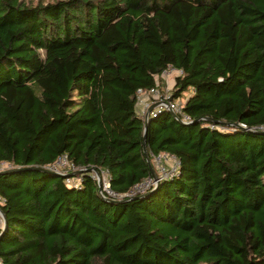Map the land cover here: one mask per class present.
<instances>
[{"label":"trees","instance_id":"16d2710c","mask_svg":"<svg viewBox=\"0 0 264 264\" xmlns=\"http://www.w3.org/2000/svg\"><path fill=\"white\" fill-rule=\"evenodd\" d=\"M168 66L197 122L161 111L145 146L178 173L108 201L88 168L152 175L137 89ZM63 153L78 187L0 173L1 264H264V0H0V165Z\"/></svg>","mask_w":264,"mask_h":264},{"label":"built area","instance_id":"2783aa9c","mask_svg":"<svg viewBox=\"0 0 264 264\" xmlns=\"http://www.w3.org/2000/svg\"><path fill=\"white\" fill-rule=\"evenodd\" d=\"M172 73L180 74L181 70L168 66L160 74V78L163 75L170 76ZM164 87L165 86H161L159 81H157L156 84L150 88L137 89L136 106L138 104L141 105L138 110L142 118L144 119V116L149 109L150 110L147 114L148 119L158 115L161 111H169L178 116L182 122L189 123L191 118L183 112L185 100L181 97H173L172 89ZM220 128L223 129L224 127L221 126ZM150 162L153 166H156V175H149L141 182L134 184L128 191L124 193H118L112 190L110 186V176L107 170L96 169L89 171V173L96 181L98 187L97 191L101 197L107 199L123 200L132 196L146 194L151 188L156 187L161 180L167 179L177 174L180 165L179 160L174 155L166 152L152 154ZM44 167L51 171L64 174L65 182L75 187H78L81 184L82 176L81 173L74 175H71V173L73 174V172L77 171L78 169H81L82 171L85 170V168L76 167L65 153L60 154L51 164H48ZM0 224H2L1 216Z\"/></svg>","mask_w":264,"mask_h":264},{"label":"water","instance_id":"95a60500","mask_svg":"<svg viewBox=\"0 0 264 264\" xmlns=\"http://www.w3.org/2000/svg\"><path fill=\"white\" fill-rule=\"evenodd\" d=\"M150 110V109H149ZM148 110V111H149ZM148 111H147V113L145 114V116H144V122H145V124H144V130H143V137H144V141H143V151H144V154L146 155V159H147V162H148V165H149V168H150V173L152 174V176H154L155 175V171H154V168H153V166H152V164H151V162H150V159H149V157H148V155H147V150H146V146H145V135H146V124H147V122H148V116H147V114H148ZM172 113V112H171ZM173 114V113H172ZM173 116H174V118L178 121V122H181V123H184V122H182L181 121V119L178 117V116H176L175 114H173ZM195 122H197V120H192L190 123H195ZM235 126H243V125H239V124H234ZM258 132H262V131H258ZM27 170V171H30V170H37V171H45V172H51V173H53L55 176H59V177H64L65 175L64 174H61V173H57V172H54V171H51V170H49L48 168H46V167H37V166H28V167H24V168H9V167H7L6 169H3V170H0V173H6V172H9V171H14V170ZM91 170H96L94 167H90V168H88V171H91ZM82 172V170L81 169H78L77 171H75V172H73V174L71 173V175H74V174H77V173H81ZM134 197H136V196H132V197H130L129 199H131V198H134ZM106 200H108V201H111V202H121V201H123V200H116V199H106ZM125 200V199H124ZM0 216H1V218H2V227H5V225H6V219H5V216H4V214H3V212L0 210Z\"/></svg>","mask_w":264,"mask_h":264},{"label":"rangeland","instance_id":"374dc122","mask_svg":"<svg viewBox=\"0 0 264 264\" xmlns=\"http://www.w3.org/2000/svg\"><path fill=\"white\" fill-rule=\"evenodd\" d=\"M34 2L36 1V0H33ZM45 1H48V0H45ZM174 75H175V73H172L169 77H174ZM169 77L167 76V75H163V76H161V78L162 79H165V80H168L169 79ZM161 78H160V80H161ZM163 86H165L166 88H169V89H172V85H170V83H167V84H165V85H163ZM164 87V88H165ZM184 99V98H183ZM185 100V99H184ZM140 104H138L137 105V108H140ZM168 162H170V161H168ZM8 167V165L6 164V163H3V164H1L0 165V170H3V169H6ZM154 167H155V169H154V171H156V166L154 165ZM158 174H159V172H158ZM155 175H156V173H155ZM0 226H2V224H0Z\"/></svg>","mask_w":264,"mask_h":264},{"label":"crops","instance_id":"0c3cea01","mask_svg":"<svg viewBox=\"0 0 264 264\" xmlns=\"http://www.w3.org/2000/svg\"><path fill=\"white\" fill-rule=\"evenodd\" d=\"M176 75V74H175ZM174 75V76H175ZM169 77V76H168ZM162 79V78H161ZM163 81H164V83L165 84H167V83H170V85H172L173 86V80H174V77H169V79L168 80H165V79H162Z\"/></svg>","mask_w":264,"mask_h":264}]
</instances>
